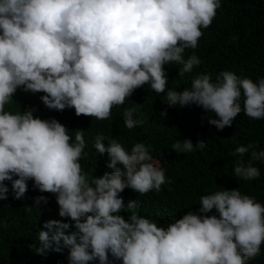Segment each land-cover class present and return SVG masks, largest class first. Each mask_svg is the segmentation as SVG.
<instances>
[{"label": "clouds", "instance_id": "1", "mask_svg": "<svg viewBox=\"0 0 264 264\" xmlns=\"http://www.w3.org/2000/svg\"><path fill=\"white\" fill-rule=\"evenodd\" d=\"M220 6V0H0V200L9 193L5 181L12 198L22 199L31 180L41 193L54 194L57 215L72 228L69 222L44 221L30 245L34 253L66 249L67 264H249L259 254L264 205L255 198L220 187L200 197L198 214L158 226L137 214V200L125 204L119 195L125 188L158 192L171 183L150 146L137 142L126 150L97 134L93 147L107 153L111 171L89 180L80 164L83 131L70 135L56 119L34 116L33 107L5 110L19 89L43 93L39 99L49 110L71 108L77 116L104 120L113 106L148 84L165 94L170 107L194 104L213 113L207 122L217 130L241 112L264 119V78L253 82L221 70L214 80L197 74L181 91H165L162 66L178 65L177 75L184 76L201 63L184 53L196 48ZM133 105L122 111L127 129L141 123ZM205 147V140L178 139L171 150ZM255 147H235L234 176L247 181L260 175L253 161H264V150ZM46 203L41 195L32 206Z\"/></svg>", "mask_w": 264, "mask_h": 264}, {"label": "trees", "instance_id": "2", "mask_svg": "<svg viewBox=\"0 0 264 264\" xmlns=\"http://www.w3.org/2000/svg\"><path fill=\"white\" fill-rule=\"evenodd\" d=\"M220 5L211 24L201 29L196 48L186 49L184 53L185 57L195 54L201 63L184 76L177 75L178 65L162 66L168 81L165 91H181L197 74H209L214 80L221 70L253 82L264 78V0H220ZM42 94L17 89L5 110L15 112L19 108L33 107L36 109L34 116L56 119L70 135L75 130L83 131L85 147L80 164L89 180L111 171L106 167L107 153H96L93 147L97 134L108 138L103 141L105 144L115 139L126 150L137 142L150 146V155L164 169V175L171 183L161 185L158 192L141 194L125 188L119 195L125 204L137 200V214L155 221L158 226L164 227L187 212L197 213L200 197L220 190V187L237 188L241 194L264 205V161H253L260 175L252 180H242L232 171L237 158L232 153L238 145L251 143L256 146L255 150H264V119H252L241 112L231 125L217 130L207 122V117H212L213 113L206 114L194 104L170 107L163 102L165 94L155 93L148 84L136 88L123 104L113 106L109 118L104 120L83 114L77 116L71 108L49 110L39 99ZM133 103L137 104L134 118L141 123L127 129L122 123V111L134 106ZM178 139H189L193 143L205 140L206 147L175 153L171 146ZM248 158L246 153L244 160ZM5 183L9 185V193L6 200H0V264H67L66 249L39 255L30 246L37 243V234L44 221L69 222L68 231L72 230L71 222L57 215L54 194L41 193L29 180L24 197L13 199L10 184ZM41 195L46 197L47 203L40 204L38 209L32 206L33 198ZM120 214L128 215L127 212ZM211 214L214 210L204 213ZM249 264H264V243Z\"/></svg>", "mask_w": 264, "mask_h": 264}]
</instances>
